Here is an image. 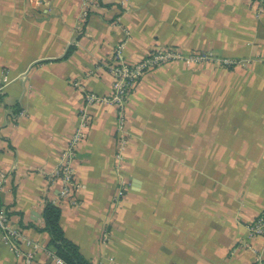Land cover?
I'll use <instances>...</instances> for the list:
<instances>
[{
	"label": "crops",
	"instance_id": "1",
	"mask_svg": "<svg viewBox=\"0 0 264 264\" xmlns=\"http://www.w3.org/2000/svg\"><path fill=\"white\" fill-rule=\"evenodd\" d=\"M82 2L0 0V83L8 77L1 202L23 233L21 248L31 240L40 245L34 264H58L43 229L52 201L65 236L93 264L264 258V236L248 237L264 212V12L256 15L253 0H99L82 21ZM121 44L130 64L160 46L247 63L175 61L146 73L125 109L129 137L118 168L117 108L84 105L81 87L110 94L104 63ZM84 106L89 127L73 161V204L49 175ZM0 264H23L1 232Z\"/></svg>",
	"mask_w": 264,
	"mask_h": 264
},
{
	"label": "built area",
	"instance_id": "2",
	"mask_svg": "<svg viewBox=\"0 0 264 264\" xmlns=\"http://www.w3.org/2000/svg\"><path fill=\"white\" fill-rule=\"evenodd\" d=\"M42 0H30L31 3H41ZM257 4L256 15L259 17L264 12V0H253ZM122 6H125L128 0H119ZM82 21L87 20L91 12L99 6L97 0H83L82 2ZM80 28L82 26L80 25ZM124 46L117 45L114 49L113 60L110 63H104L108 73L112 78V90L108 95L96 94L81 87L84 99V105L92 103L109 102L117 108V151L116 161L118 168L126 161V149L128 143L129 132L126 127V113L125 109L130 97L134 91L139 80L148 72L156 68L170 63V62H185L187 64L197 63L201 61H217L220 65L230 66H244L246 61L219 58L213 52H196L183 53L177 48L160 46L147 53L143 58L135 63H127L124 58ZM3 83H0V102L8 82V77L5 76ZM89 127V116L85 110V106L79 111V125L74 134L71 136L69 143L62 153L61 161L58 167L49 175L51 181H59L61 184L60 195L62 197H71L72 203L77 204L75 194L80 188V184L75 178V169L73 166L74 157L79 148L80 143L87 137ZM6 181V174L0 173V232L2 237L8 242L11 251L19 257L23 264H34L36 252L40 245L26 240L23 243L29 247L30 250L25 251L21 248V241L23 233L16 226L11 224L10 218L4 210L1 202L2 189ZM114 200L117 202L123 195L125 183L121 182ZM257 235L264 236V212L255 217L253 221L248 224V237L252 238ZM246 245V243H245ZM49 255L58 264H64V261L57 255L48 252ZM255 264H264V258L258 257Z\"/></svg>",
	"mask_w": 264,
	"mask_h": 264
},
{
	"label": "trees",
	"instance_id": "3",
	"mask_svg": "<svg viewBox=\"0 0 264 264\" xmlns=\"http://www.w3.org/2000/svg\"><path fill=\"white\" fill-rule=\"evenodd\" d=\"M97 1L99 3V0ZM42 216L44 219L43 229L51 236L50 245L55 255L66 264H93L80 252L79 247L65 236L59 223L60 209L58 205L48 201L44 206Z\"/></svg>",
	"mask_w": 264,
	"mask_h": 264
}]
</instances>
